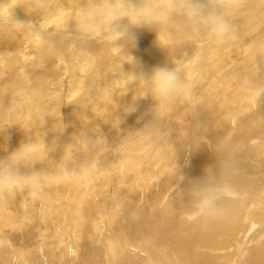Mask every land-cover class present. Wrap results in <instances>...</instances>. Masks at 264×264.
Instances as JSON below:
<instances>
[{
	"label": "bare ground",
	"instance_id": "bare-ground-1",
	"mask_svg": "<svg viewBox=\"0 0 264 264\" xmlns=\"http://www.w3.org/2000/svg\"><path fill=\"white\" fill-rule=\"evenodd\" d=\"M115 3L0 0V159L44 145L19 166L41 184L0 191V264H233L264 217V0H227L223 43L173 16L161 26L166 47L145 27L131 48L103 22ZM156 66L180 67L193 85L194 103L162 119L150 95L133 101L135 84L123 95L129 71ZM198 198L195 220L177 217ZM259 230L246 264H264Z\"/></svg>",
	"mask_w": 264,
	"mask_h": 264
},
{
	"label": "clouds",
	"instance_id": "clouds-1",
	"mask_svg": "<svg viewBox=\"0 0 264 264\" xmlns=\"http://www.w3.org/2000/svg\"><path fill=\"white\" fill-rule=\"evenodd\" d=\"M226 3L227 0H143L141 3L134 0H117V3L101 11L110 40L124 41L122 47H134L135 30L145 27L154 30L158 44L166 47L160 41L161 26L173 16L182 17L186 26L194 28L197 33L202 31L211 41L219 44L223 43L233 30L232 22L220 10ZM85 27L90 29L94 26ZM129 56L131 59L127 63L133 68L137 67L136 58ZM126 75L128 79L123 95L130 90L128 85L135 84L133 101L150 95L155 101L154 111L157 119L168 115L177 101L194 103L193 85L184 77L178 66H156L150 72L129 71ZM139 90H143L142 95ZM135 110V103L125 107L126 113ZM41 148H44L42 141L21 143L6 158L0 159V191L35 189L41 184L39 173L27 175L19 170L21 164L34 165L36 154Z\"/></svg>",
	"mask_w": 264,
	"mask_h": 264
},
{
	"label": "rangeland",
	"instance_id": "rangeland-1",
	"mask_svg": "<svg viewBox=\"0 0 264 264\" xmlns=\"http://www.w3.org/2000/svg\"><path fill=\"white\" fill-rule=\"evenodd\" d=\"M259 21H257L256 23H258ZM253 77H255L254 78V81L256 82V80H257V82L256 83H258V77H257V72L256 73H254V76ZM257 88H255V90H256ZM188 111H190V108H189V110ZM190 113H192L193 114V112H192V110L190 111ZM187 116H188V121L189 120H191L192 119V117H191V115H188L187 114ZM191 127L190 128H192V130H191V132H196V130H197V128H196V123L195 124H191L190 125ZM158 131V130H157ZM173 136H177L178 137V135L177 134H173ZM66 137V133H65V131L62 133V135H61V140L62 139H64ZM94 137H97V135L95 134L94 135ZM250 138H252V137H250ZM249 138V139H250ZM254 138H257V139H255V141H260L261 139H263V137H254ZM262 141V140H261ZM249 143V142H248ZM153 144L151 145V148H150V150H148L147 151V153L145 154V156L143 157V160L142 161H144L145 163H147L146 161L148 160V162H151V160H152V155L154 154V153H152V148H153ZM112 151V150H111ZM113 152V154L115 153V151L113 150L112 151ZM166 152L164 151V153H162V156L161 157H159L158 158V160L156 161L157 163L154 165V167L156 168L157 166H158V164H159V161L163 158H165V159H168L169 158V155H167V153L165 154ZM164 154V155H163ZM257 153H253V157L254 158H256L257 157V155H256ZM85 157L89 160L90 159V157L87 155V154H85L84 156H83V158H84V160H85ZM258 158V157H257ZM256 158V159H257ZM183 160V159H182ZM141 161V162H142ZM244 162H247V160H245ZM109 166H107V170L109 171L111 168H112V166L114 165V163H113V158L109 161ZM141 164V163H140ZM111 167V168H110ZM149 168V167H148ZM141 169H139V171H140ZM147 173L148 172H146V173H144L143 175H142V178L141 179H143V178H145V176L147 175ZM221 190H224V188H221ZM219 192H221V191H219ZM222 194H224V193H222ZM250 194V193H249ZM248 193H247V195H249ZM246 195V196H247ZM260 195V194H259ZM242 196H244L245 197V194L243 195L242 194ZM251 196H252V193H251ZM261 196V195H260ZM253 197H255V196H253ZM195 204H198V205H195ZM201 206H202V199H200V198H198V200H196V201H194L193 202V207H192V209L190 210V211H183L182 213H180V214H178V216L177 217H179V216H183L184 214H194L195 216L194 217H192L190 220H188V221H186V222H190V221H193V220H195V218H197L198 217V212H199V208H201ZM22 208H23V205H22ZM21 209V208H20ZM260 218H262V219H264V217H260ZM260 218H258L257 220H256V218H255V220H254V227L253 228H251V231L248 233V235H247V237L245 238L246 240H243L244 242H245V244L247 245H245L244 244V242L242 241V244L240 245V248L238 249V250H236V253H234V251H232V250H235V248L234 249H231L230 247H232V245H230V252H233L234 254H233V257H232V259L234 260V262H233V264L234 263H236V264H246V262L248 261V258H249V256H250V251H249V246H252V242H254V244L255 245H258V241H261V240H259L257 237H255V238H251V236L254 234V235H258L259 234V232L261 231V230H259V229H264V224H263V221H262V219L260 220ZM259 220V221H258ZM263 224V225H262ZM261 225V226H260ZM242 228V227H241ZM244 228H242V230H243ZM250 230V229H249ZM260 235V234H259ZM31 237V236H30ZM29 238V237H28ZM253 239V240H252ZM251 240H252V242H251ZM8 241L10 242V243H12V240L9 238L8 239ZM253 244V245H254ZM10 245V247L12 246V247H14V245H11V244H9ZM244 246H245V248H244ZM227 249V248H226ZM87 250L85 249V252H86ZM249 251V252H248ZM42 252V251H41ZM84 252V251H83ZM240 252V253H239ZM232 254V253H231ZM220 258V257H219ZM222 260L221 259H218V262H221Z\"/></svg>",
	"mask_w": 264,
	"mask_h": 264
}]
</instances>
